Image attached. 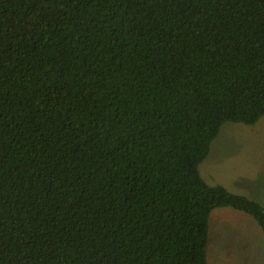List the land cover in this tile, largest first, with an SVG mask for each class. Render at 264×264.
Returning a JSON list of instances; mask_svg holds the SVG:
<instances>
[{
  "label": "trees",
  "instance_id": "obj_1",
  "mask_svg": "<svg viewBox=\"0 0 264 264\" xmlns=\"http://www.w3.org/2000/svg\"><path fill=\"white\" fill-rule=\"evenodd\" d=\"M264 116V0H0V264H209L199 164Z\"/></svg>",
  "mask_w": 264,
  "mask_h": 264
},
{
  "label": "rangeland",
  "instance_id": "obj_2",
  "mask_svg": "<svg viewBox=\"0 0 264 264\" xmlns=\"http://www.w3.org/2000/svg\"><path fill=\"white\" fill-rule=\"evenodd\" d=\"M199 170L210 184H222L264 207V116L252 125L225 122ZM209 264H264V233L250 214L225 206L210 217Z\"/></svg>",
  "mask_w": 264,
  "mask_h": 264
}]
</instances>
